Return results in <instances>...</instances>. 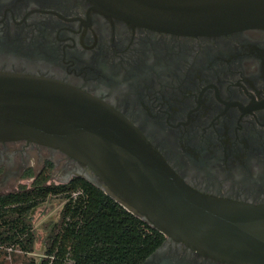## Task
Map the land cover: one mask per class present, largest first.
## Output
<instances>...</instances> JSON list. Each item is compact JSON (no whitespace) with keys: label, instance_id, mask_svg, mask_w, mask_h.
<instances>
[{"label":"flooded vegetation","instance_id":"1","mask_svg":"<svg viewBox=\"0 0 264 264\" xmlns=\"http://www.w3.org/2000/svg\"><path fill=\"white\" fill-rule=\"evenodd\" d=\"M0 71L81 89L138 127L194 190L264 205V29L179 36L89 0H0ZM76 177L98 181L58 149L0 141V199ZM162 235L142 264H233Z\"/></svg>","mask_w":264,"mask_h":264},{"label":"water","instance_id":"2","mask_svg":"<svg viewBox=\"0 0 264 264\" xmlns=\"http://www.w3.org/2000/svg\"><path fill=\"white\" fill-rule=\"evenodd\" d=\"M135 27L179 36L264 29V0H89ZM67 154L87 181L166 237L233 264H264V205L200 193L121 112L66 83L0 71V141Z\"/></svg>","mask_w":264,"mask_h":264},{"label":"trees","instance_id":"3","mask_svg":"<svg viewBox=\"0 0 264 264\" xmlns=\"http://www.w3.org/2000/svg\"><path fill=\"white\" fill-rule=\"evenodd\" d=\"M52 197L63 201L59 220L45 227L43 254L34 256L31 215ZM7 200L0 199V264H8L9 255L18 261L9 250L23 253V264H142L163 242L161 232L81 177Z\"/></svg>","mask_w":264,"mask_h":264},{"label":"rangeland","instance_id":"4","mask_svg":"<svg viewBox=\"0 0 264 264\" xmlns=\"http://www.w3.org/2000/svg\"><path fill=\"white\" fill-rule=\"evenodd\" d=\"M44 205L37 209L32 215V221L34 225V230L37 233L38 242L36 245V253L34 256L41 257L43 254V240L45 238V227L51 225L59 220V214L61 212L63 201L59 198H49ZM11 249V248H9ZM9 254H16L18 261H12L11 255L7 258L8 264H23L26 261V256L19 250L16 252L8 251Z\"/></svg>","mask_w":264,"mask_h":264}]
</instances>
